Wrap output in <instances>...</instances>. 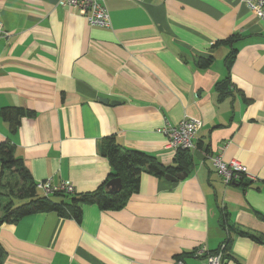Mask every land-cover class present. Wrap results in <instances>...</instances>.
<instances>
[{
  "label": "crops",
  "instance_id": "1",
  "mask_svg": "<svg viewBox=\"0 0 264 264\" xmlns=\"http://www.w3.org/2000/svg\"><path fill=\"white\" fill-rule=\"evenodd\" d=\"M105 1L109 27L60 0H0V144L35 183L75 194L109 178V141L175 180L143 173L123 208L84 205L80 222L48 212L2 225V264H206L196 253L226 241L225 264H264V20L242 0ZM10 107L26 111L16 131L1 116ZM184 119L202 127L181 154L158 130ZM216 156L253 179L226 185ZM7 176L0 162V194ZM223 215L253 237L229 234Z\"/></svg>",
  "mask_w": 264,
  "mask_h": 264
},
{
  "label": "trees",
  "instance_id": "2",
  "mask_svg": "<svg viewBox=\"0 0 264 264\" xmlns=\"http://www.w3.org/2000/svg\"><path fill=\"white\" fill-rule=\"evenodd\" d=\"M210 60H201L199 63L203 67L210 64ZM229 80L225 85H230ZM220 95H224L223 87L219 89ZM219 96L220 98H222ZM26 114V111L21 108H4L1 111V116L4 121L11 124L13 131H16L20 125V118ZM178 153L186 154L189 152L179 151ZM101 154L109 160L111 166V174L109 178L92 193L75 194L67 192H56L50 196H43L37 190L35 183L30 175V172L24 167L22 162L14 155V148L8 141L0 144V162L2 164L3 176L10 174L14 176L16 181L11 183H1L0 208H3L5 215L0 217V226L12 224L19 219L32 216L39 213L56 212L66 218L73 219L77 222L81 221L82 208L84 205L96 204L105 211H117L123 208L130 195L138 190L141 176L143 173H149L157 177L173 175L175 169L173 167H164L161 162L154 156L138 152L124 151L114 141L105 142L101 149ZM178 170H184L179 167ZM120 179L122 189L119 192H111L109 183L115 179ZM245 177L242 178L239 184L244 185ZM18 199L23 203L18 206ZM2 200V201H1ZM4 203V204H1ZM222 225L229 234L237 233L247 237H253L245 231H236L228 221L227 215H223ZM224 242L223 261L228 260L229 243ZM221 245V246H222ZM218 250L210 252L216 254ZM4 253L0 248V264L4 260Z\"/></svg>",
  "mask_w": 264,
  "mask_h": 264
},
{
  "label": "built area",
  "instance_id": "3",
  "mask_svg": "<svg viewBox=\"0 0 264 264\" xmlns=\"http://www.w3.org/2000/svg\"><path fill=\"white\" fill-rule=\"evenodd\" d=\"M247 7L260 19L264 20V0H242ZM59 5L74 7L78 9L79 14L84 17L87 23L92 27H109L110 14L105 0H60ZM9 34L3 31L0 16V37H7ZM202 127V122L195 119H184L178 125L167 124L158 130L167 137V147L175 152H192L197 148V134ZM213 165L217 172L222 176L226 185L234 184L243 177L250 178L247 168L236 160L224 161L221 156L212 158ZM37 190L43 196H50L56 192L73 193L71 185L64 184L54 186L51 180H45L37 183ZM225 245L221 246L218 253L197 252V256H204L206 264H224L223 250ZM176 264H184L177 261Z\"/></svg>",
  "mask_w": 264,
  "mask_h": 264
},
{
  "label": "water",
  "instance_id": "4",
  "mask_svg": "<svg viewBox=\"0 0 264 264\" xmlns=\"http://www.w3.org/2000/svg\"><path fill=\"white\" fill-rule=\"evenodd\" d=\"M100 102L109 103V101L107 99H100ZM111 104L114 105L116 103L112 102ZM166 177L169 178V179L175 180V178H173L171 175H166ZM109 186H110V191L116 193V192H119L122 189V182L118 178V179H115V180L111 181L109 183Z\"/></svg>",
  "mask_w": 264,
  "mask_h": 264
},
{
  "label": "rangeland",
  "instance_id": "5",
  "mask_svg": "<svg viewBox=\"0 0 264 264\" xmlns=\"http://www.w3.org/2000/svg\"><path fill=\"white\" fill-rule=\"evenodd\" d=\"M8 181H10L11 183H14L15 181H16V179H15V177L14 176H10V174H8V176H7V180L5 179V180H3V182L2 183H6V182H8ZM18 201V206H20L22 203H23V201L21 200V199H18L17 200Z\"/></svg>",
  "mask_w": 264,
  "mask_h": 264
}]
</instances>
